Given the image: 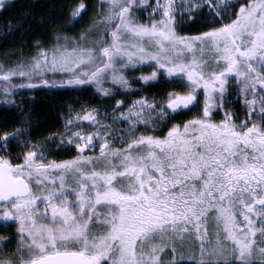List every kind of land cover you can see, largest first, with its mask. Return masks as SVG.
<instances>
[{
  "label": "snow or ice",
  "instance_id": "snow-or-ice-1",
  "mask_svg": "<svg viewBox=\"0 0 264 264\" xmlns=\"http://www.w3.org/2000/svg\"><path fill=\"white\" fill-rule=\"evenodd\" d=\"M8 2L0 0V10ZM102 7L96 40L58 38L51 49L37 45L28 61L0 65L3 103L14 105L17 89L89 85L112 97L105 81L128 89L125 69L145 64L152 71L138 78L143 84L166 77L184 92L141 96L127 107L115 100L111 121L127 125V136L96 109H70L60 145L76 155L67 160H48L25 143L14 162L12 145L25 133L0 129V221L13 222L19 238L12 256L0 250V264H166L162 254L168 264H264V0ZM147 9L150 20L139 22L134 13ZM205 9L219 27L178 34L177 23ZM86 10L78 0L71 18ZM233 93L246 110L239 123ZM196 107L198 115L163 136L136 134ZM187 237L198 252L183 251Z\"/></svg>",
  "mask_w": 264,
  "mask_h": 264
},
{
  "label": "trees",
  "instance_id": "trees-1",
  "mask_svg": "<svg viewBox=\"0 0 264 264\" xmlns=\"http://www.w3.org/2000/svg\"><path fill=\"white\" fill-rule=\"evenodd\" d=\"M77 2L78 0H9L5 8L0 10V65L7 67L28 61L39 51L37 45L46 50L51 49L56 46L58 38L61 43L65 37L76 40L82 35L85 37V42L96 40L104 25L94 27L93 21L104 15L105 8L102 7L104 0H83L87 10L78 19L73 20L71 12ZM147 2L153 4L152 0ZM231 3H237V0H231ZM148 10L150 9L138 10L134 13L139 22H148L145 17ZM223 15L231 17L232 10L229 9ZM223 22L227 23L228 20L225 19ZM219 26V18L209 15L207 9L197 12L191 19L186 16L175 25L181 36L197 35L209 28ZM149 68L145 64L138 69L127 71L129 75L126 79L130 87L123 89L118 85L111 88L112 97L101 95L91 85L57 89L36 88L31 91L17 89V94L10 97L15 102L14 105L4 104L3 96L0 95V129L6 128L11 131L21 128L25 133L19 145L16 143L12 145L13 161L18 162L16 156L27 151L24 147L25 143L40 144L44 148L43 151L56 161L72 158L74 153L56 148L52 143V138L63 130V121L69 115L70 109L76 110L85 104L96 108L113 109L117 99L128 102L144 96L151 100L153 95H166L169 91L183 94V88L171 87L166 80L162 81L160 78H158L159 82H150L152 86L139 81L141 75L149 73ZM231 103L234 116L239 123L245 117L244 111L241 110L239 103ZM187 114L186 110L179 115L167 117L166 128L154 132V135L162 136L163 131L166 132L171 124L188 120ZM1 229L0 250L12 256L16 250L12 248L11 242L12 239L17 240L15 231L11 225L5 230Z\"/></svg>",
  "mask_w": 264,
  "mask_h": 264
},
{
  "label": "rangeland",
  "instance_id": "rangeland-1",
  "mask_svg": "<svg viewBox=\"0 0 264 264\" xmlns=\"http://www.w3.org/2000/svg\"><path fill=\"white\" fill-rule=\"evenodd\" d=\"M152 2H153V4L155 3V0H152ZM146 20H150V18H151V9L150 10H148L147 12H146ZM157 19H159V17H157ZM139 67H141V65H137L135 68H131V67H129V68H127V69H125V71H124V75H125V78H126V76H128L129 75V73L127 72V71H130V70H133V69H138ZM149 73L152 71V68L150 67L149 69ZM148 72L145 74V75H147V74H149ZM162 81L163 80H166L167 78L166 77H159ZM116 86H118V85H113L110 81H105V84H104V87H106V88H108L109 90H111V88H113V87H116ZM235 96H236V94L235 93H233L232 94V96L230 97V99H229V101H228V103H229V105H230V102H232L231 104H233V101L235 100ZM200 99H202V94H201V97H200ZM132 101H128V102H125V107H127V105L128 104H130ZM231 106V105H230ZM81 108H92V109H96L97 110V112H98V114L103 118V117H108V120H107V123H109V124H111V126H112V129L113 130H116L117 131V136H119V134L120 133H124L125 134V136H127V134H128V130H127V125H125L124 123H121V122H112L111 121V116L114 114L113 113V111H112V108H108V109H104V108H96V107H91V106H89V105H87V104H85V105H83ZM81 108H79V109H76L77 111H79ZM105 110H107V111H105ZM199 111H200V109L198 108V107H196V108H192V110L191 111H187L188 112V120L189 119H192L194 116H196V115H198V113H199ZM244 111V114H245V111L246 110H243ZM237 115V114H236ZM68 119V116L64 119V121H63V130H61L57 135H55L53 138H52V140H53V144H54V146L56 147V148H60V149H63V150H65V151H71L72 153H74V156L76 155V150H75V148L74 147H72L70 150H69V146L67 145V144H64V145H60V137H61V133L62 132H64V125H65V121ZM216 119L218 120V119H220V115H217L216 116ZM254 119H256L257 121H259V119H260V117L257 115V116H255L254 117ZM166 125H167V120L165 119L164 120V122H162L161 124H160V126L159 127H156V128H152V127H149V128H147V129H145V128H143V126H140L139 127V129L137 130V135H141V134H153L154 135V132H160V131H162L164 128H166ZM86 127H87V125H85ZM166 132H164L163 131V135L165 134ZM162 135V136H163ZM54 139H55V141H54ZM52 140H49V141H52ZM37 146H39V147H37L35 150L36 151H38V152H40V151H43V146L41 147L40 146V144H38ZM114 146H117V147H119L120 145H119V140L117 139V141H116V143H115V145ZM44 152V151H43ZM44 154H45V156H46V158L48 159V160H54V159H51V157L46 153V152H44ZM86 155H92L93 153H91V152H88V151H86V153H85ZM8 225H11L12 226V229L15 231V224L13 223V222H8L7 223V225L5 226V224H4V222H2V221H0V228H2L1 230H5L6 228H7V226ZM211 227V226H210ZM257 227H260V225L259 224H257ZM257 239H259V237H257ZM12 248L14 249V248H17V245H18V242H19V238H18V236H17V240H13L12 239ZM198 244H199V242L198 241H196L195 239H194V237H187L185 240H184V242H183V251L185 252V253H187V254H191V252H193V251H196V252H198V250H199V248H198ZM162 256H163V258H164V260H165V262H166V264H168V260H169V257L168 256H166V255H164V254H162ZM184 262H189V261H187V260H185ZM256 264H259V260L257 259V261H256Z\"/></svg>",
  "mask_w": 264,
  "mask_h": 264
}]
</instances>
